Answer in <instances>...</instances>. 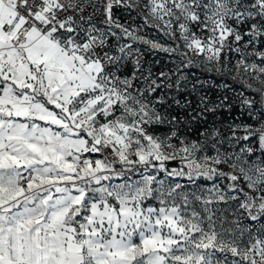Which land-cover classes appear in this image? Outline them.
Listing matches in <instances>:
<instances>
[{
	"label": "snow or ice",
	"instance_id": "obj_1",
	"mask_svg": "<svg viewBox=\"0 0 264 264\" xmlns=\"http://www.w3.org/2000/svg\"><path fill=\"white\" fill-rule=\"evenodd\" d=\"M0 264H264V0H0Z\"/></svg>",
	"mask_w": 264,
	"mask_h": 264
},
{
	"label": "built area",
	"instance_id": "obj_2",
	"mask_svg": "<svg viewBox=\"0 0 264 264\" xmlns=\"http://www.w3.org/2000/svg\"><path fill=\"white\" fill-rule=\"evenodd\" d=\"M123 15L127 16L126 13ZM129 22L135 25L142 24L139 19H135L134 21ZM145 31L150 37H156V33H154L153 31L149 29H146ZM145 59L149 62H160L159 65H156L154 68V70L156 71H159L160 68L168 65V58L163 53H152L146 51ZM196 75L200 78V80L205 81L203 85L197 86L198 95L206 96L210 102L219 101L225 95H227L229 97L227 104H230L231 107L229 108L226 106L224 108L218 109L214 115L206 114V122L203 119L199 121H193L191 116H187L186 120H183L179 127V131L182 136L186 137L189 141H195L198 139H202L200 133L209 126L224 127L230 123H252L250 117H248L246 112L240 108L235 92H230L227 88L221 87V85H223L225 82H227L229 85H232L231 80H226V78H222L212 73L205 72L201 74L200 71H197ZM232 86L237 88V91L239 90L238 86ZM198 95L192 97V99L194 100V104L192 106L193 108L196 107L195 100L198 98ZM176 111L180 113L181 117L185 116V110L177 109ZM187 111L190 112L191 109H188ZM161 131H166V129H162ZM165 166L169 171H171L172 169H180L183 165L179 159H176L167 161ZM160 177L171 178L169 176H165L164 173H161Z\"/></svg>",
	"mask_w": 264,
	"mask_h": 264
},
{
	"label": "rangeland",
	"instance_id": "obj_3",
	"mask_svg": "<svg viewBox=\"0 0 264 264\" xmlns=\"http://www.w3.org/2000/svg\"><path fill=\"white\" fill-rule=\"evenodd\" d=\"M141 21V20H140ZM142 23V21H141ZM163 42V40H162ZM211 151L209 153V155H211ZM161 178V177H160ZM161 179H164L166 182H169V183H180L182 185H185L189 188V190H194L197 186H203V187H208V186H211V181H206L203 177L201 178H198L195 182V184H190V182L188 181V178L185 176V177H171V178H161Z\"/></svg>",
	"mask_w": 264,
	"mask_h": 264
}]
</instances>
